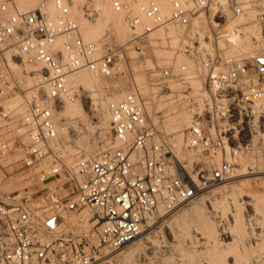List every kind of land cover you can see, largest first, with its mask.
<instances>
[{
  "label": "built area",
  "instance_id": "2783aa9c",
  "mask_svg": "<svg viewBox=\"0 0 264 264\" xmlns=\"http://www.w3.org/2000/svg\"><path fill=\"white\" fill-rule=\"evenodd\" d=\"M227 1L232 15L242 13L240 2ZM212 3L219 1L111 0L114 10L123 13L129 38L97 55L100 44L83 39L70 0H52L53 16L46 0L27 10L16 9L13 0H0V169L12 163L38 169L39 182L60 175L65 170L60 142L69 125L58 112L77 96L66 76L81 69L111 76L123 51L132 49L143 58L154 30L172 22L187 25L202 11L208 10L207 16L219 24L223 14L218 9L210 13ZM166 5L168 14L162 11ZM240 34L238 28L219 29L213 37L217 43L232 42ZM260 38L263 46H256L259 41L253 37L255 50L249 56L205 52L201 60L203 82L215 107L209 117L192 119L184 146L199 161L179 160L173 137L156 130L137 91L107 101L112 147L96 156H80L65 170L77 203L101 221L80 235L79 242L62 232L40 236L46 220L31 206V192L14 205L0 192V264H94L106 251L135 241L161 213L231 180L237 153L231 149L240 145L231 127H243L229 126L228 120L236 113L248 121L254 113H264V26ZM162 72L172 75L169 67ZM27 75L33 77L30 86ZM174 76L185 83L187 68L182 66ZM217 116L225 121L218 123ZM260 142L264 148V134ZM218 153L230 159L213 162Z\"/></svg>",
  "mask_w": 264,
  "mask_h": 264
},
{
  "label": "rangeland",
  "instance_id": "374dc122",
  "mask_svg": "<svg viewBox=\"0 0 264 264\" xmlns=\"http://www.w3.org/2000/svg\"><path fill=\"white\" fill-rule=\"evenodd\" d=\"M40 1L13 0V6L27 10ZM218 1L210 5L209 12L221 10L223 16L219 24L207 16L208 10L202 11L190 18L187 25L172 22L150 34L143 58L132 49L123 51L120 68L111 76H98L87 69L76 70L70 82L77 86L75 98L80 101L69 103L64 113L62 108L58 112L59 118L65 116L75 122V127L69 126V131L63 132L62 153L73 150L65 154L75 162L80 155L92 157L110 149L112 135L106 103L135 90L143 98L156 130L173 137L179 160L199 161L200 156L184 146L186 129L192 119L209 117L215 107L203 82L201 60L205 52L219 53L222 57L249 56L255 50L253 37L259 41L256 46H263L260 30L264 26V0H237L243 11L236 16L229 11V1ZM46 2L54 12L52 0ZM13 6L10 5L9 13ZM163 8L168 14V6ZM70 12L80 25L83 39L100 44L97 55L105 47H121L129 38L123 13L114 10L111 0H70ZM231 28L241 32L238 43L215 41V31ZM182 66L187 68L185 83L174 76ZM165 67L170 68L171 76L163 75ZM179 115L189 116V124L173 130L174 118ZM217 119L218 123L225 121L221 116ZM228 125H235L236 129L243 127L239 130L231 127V133H235L240 142L231 149V152L237 150L235 157L232 156L235 176L160 214L140 239L106 251L94 264H222L221 257L224 264H264V148L260 142L264 113H254L249 121L236 113L230 117ZM180 135L184 139L178 146L177 136ZM223 158L229 160L230 156L218 153L212 156V161L218 163ZM65 160V170L74 165ZM65 170L46 182H39L38 169H25L19 163H12L0 169V192L3 199L13 205L24 193L31 192V206L46 220L40 236L62 232L77 243L80 235L89 233L96 225L84 222L81 217L88 212L91 219L96 217L89 207L77 203Z\"/></svg>",
  "mask_w": 264,
  "mask_h": 264
},
{
  "label": "bare ground",
  "instance_id": "6f19581e",
  "mask_svg": "<svg viewBox=\"0 0 264 264\" xmlns=\"http://www.w3.org/2000/svg\"><path fill=\"white\" fill-rule=\"evenodd\" d=\"M163 13L164 14H167V13H165V10H164V8H163ZM54 12H55V10H54ZM54 12L51 10V7L49 6V13H50V15L51 16H53L54 15ZM117 12H119V13H122V12H120V11H117ZM72 15V14H71ZM73 16V15H72ZM75 19V18H74ZM79 24V23H78ZM169 24H171V23H169ZM169 24H166L165 26H162V27H160V28H157L156 30H154L151 34H153V33H155L157 30H159V29H161V28H164V27H166L167 25H169ZM79 29H80V25H79ZM80 33H81V31H80ZM82 36V35H81ZM231 41L232 42H237L238 43V39H237V37H233V38H231ZM119 68H120V65H119ZM76 72H78V71H74V72H70L67 76H66V84L69 86V87H71L73 90H75L76 89V87L77 86H74L73 84H71V82H70V76L72 75V74H74V73H76ZM88 75V74H87ZM98 76L100 75V74H97ZM88 77V76H87ZM86 77V78H87ZM28 80H27V79ZM31 79H33V77L32 76H29V75H27L26 77H25V84H31L32 83V80ZM88 79V78H87ZM29 80H31V81H29ZM199 86V85H198ZM75 100H79L80 101V99L77 97V98H74V99H72V100H67V101H65L64 102V105H63V107H62V113H64V111H65V109H66V107H67V105L69 104V103H71V102H74ZM212 102V101H211ZM10 105L11 106H13L14 105V100H11L10 102ZM81 104H82V106H83V103L81 102ZM72 108V107H71ZM75 108V107H74ZM83 108H84V106H83ZM105 108H106V106H105ZM219 108H221V107H219ZM76 110V109H75ZM68 111H69V109H68ZM71 111H73V109H71ZM147 111V110H146ZM105 112H106V110H105ZM67 113V112H66ZM63 116H64V114H63ZM189 117V116H188ZM187 117V115H182V116H177L176 118H174V124H175V128H173V130H176L177 128H179V129H182V127L184 126V127H186L185 125H188L189 124V118ZM64 118H65V120H66V123H67V125H69L70 127L71 126H73V127H75L74 126V124H75V122H73L70 118H67V117H65L64 116ZM179 129H178V131H179ZM64 130H67V131H69L68 129H64ZM63 130V132L65 133V131ZM181 132V131H180ZM179 132V133H180ZM63 133V134H64ZM176 133H178V132H176ZM182 133V132H181ZM180 133V134H181ZM261 134H264V132H262ZM178 135V134H177ZM63 136L64 135H62V138H63ZM183 135H180V136H177V145L179 146V145H181L182 144V142H183ZM62 140V139H61ZM61 142H63V141H61ZM62 144V143H61ZM83 147V146H82ZM86 147H88V146H86ZM89 147H91V146H89ZM88 147V148H89ZM177 147V146H176ZM92 149H94V148H92ZM226 149H228L229 150V148H228V146H226ZM73 150H66L65 152H64V154L62 153V156L64 157L66 154V152H68L69 154L72 152ZM190 153H193L192 151H190ZM196 154V153H195ZM80 156H84V157H87L86 155H80ZM189 158V157H188ZM64 159H66L67 160V164H70V165H72L74 162H73V160H72V158L71 157H69V156H65L64 158H63V160ZM183 159V158H182ZM182 159H180V160H182ZM190 159V158H189ZM65 160V161H66ZM188 162V164L189 163H191L192 162V158L189 160V161H187ZM64 165H65V163H64ZM73 166V165H72ZM162 214V213H161ZM82 216V215H81ZM90 214H89V212H88V214L86 213V214H84L81 218H82V220L84 221V222H89L90 224H92V225H95V224H100L101 223V221L100 220H97L96 218H93V219H91L90 218ZM79 219V218H78ZM81 220V221H82ZM147 229H145L143 232H142V234L138 237L139 239L142 237V235L145 233V231H146ZM214 234V233H213ZM204 243V242H203ZM204 245V244H203ZM213 255V254H212ZM224 258V257H223ZM222 257H221V263L222 264H224V259H223ZM242 258H243V256H242ZM234 259H235V257H234ZM241 259V258H240ZM239 260V259H238ZM238 260H235L237 263H238ZM233 261V260H232ZM241 261V263H242V259L240 260ZM236 264V263H235Z\"/></svg>",
  "mask_w": 264,
  "mask_h": 264
}]
</instances>
